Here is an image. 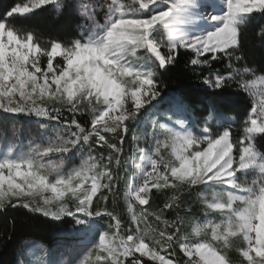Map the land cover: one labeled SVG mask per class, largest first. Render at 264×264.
<instances>
[{
    "label": "snow or ice",
    "instance_id": "6c2138e0",
    "mask_svg": "<svg viewBox=\"0 0 264 264\" xmlns=\"http://www.w3.org/2000/svg\"><path fill=\"white\" fill-rule=\"evenodd\" d=\"M49 5L73 36L27 23ZM256 16L264 0H18L0 16V211L66 223L80 249L56 261L30 240L16 264H264V67L242 47ZM180 49L208 69L196 103L164 92ZM233 85L251 101L238 126L216 95Z\"/></svg>",
    "mask_w": 264,
    "mask_h": 264
},
{
    "label": "trees",
    "instance_id": "16d2710c",
    "mask_svg": "<svg viewBox=\"0 0 264 264\" xmlns=\"http://www.w3.org/2000/svg\"><path fill=\"white\" fill-rule=\"evenodd\" d=\"M18 0H0V16L8 11ZM54 6L49 5L36 10L29 14L27 23L34 26L45 37H71L75 34V24L67 17L59 19L54 18ZM264 18L255 17L253 25L261 22ZM250 25L242 38L243 53L247 63L256 66L258 69L264 67V40H261L257 35V29ZM194 54L189 50H179L178 57L173 65L168 66L167 71L161 73L162 84L165 85V93H183L192 103L199 101V98L211 90L203 83L204 75H207L208 69H201L200 66H193L190 60ZM214 68H218L221 72L226 71L223 63H214ZM224 67V68H223ZM217 95L218 103L221 110L227 115L239 121L246 115L251 107L250 98L242 91H238L235 85L224 88ZM6 114L0 113V132L5 129L4 121ZM83 119H87L84 117ZM29 127L27 117L17 118V127ZM9 136L11 135V125L7 126ZM132 133L128 135L125 144V151L129 150V142L131 141ZM132 170L129 169V172ZM128 174H125L127 179ZM125 186V180H121V190ZM166 199L164 194H156L153 197L155 206H163ZM121 210L123 205L121 203ZM193 211L199 213V206L193 204ZM126 217V212L124 213ZM172 213H168L170 217ZM70 218H66V221ZM66 223L51 221L39 214L30 213L28 210L17 207H9L5 211H0V264H16L19 259V252L25 242L30 240L40 241L47 248L53 250L52 259L60 261L70 258L71 254L79 255L80 249L72 244V239L63 231ZM11 237V239H6ZM75 248V253H72V247ZM178 254L182 257L183 254ZM29 259L28 256L24 257Z\"/></svg>",
    "mask_w": 264,
    "mask_h": 264
},
{
    "label": "rangeland",
    "instance_id": "374dc122",
    "mask_svg": "<svg viewBox=\"0 0 264 264\" xmlns=\"http://www.w3.org/2000/svg\"><path fill=\"white\" fill-rule=\"evenodd\" d=\"M224 67H225V66H224ZM224 67H223V68H224ZM226 70H227V69H226Z\"/></svg>",
    "mask_w": 264,
    "mask_h": 264
}]
</instances>
